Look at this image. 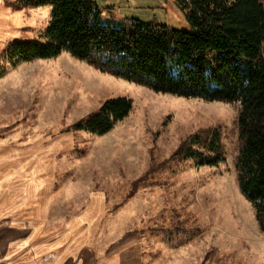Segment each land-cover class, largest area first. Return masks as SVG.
<instances>
[{
  "label": "rangeland",
  "instance_id": "rangeland-1",
  "mask_svg": "<svg viewBox=\"0 0 264 264\" xmlns=\"http://www.w3.org/2000/svg\"><path fill=\"white\" fill-rule=\"evenodd\" d=\"M16 1L0 8V148L14 150L17 166L29 174L43 167L46 183L35 193L48 194L39 205L46 211L43 236L82 214L89 219L74 233L95 248L97 264H116L115 256L108 261L104 254L127 237L140 245L143 264H264V232L239 189L235 167L239 103L156 93L68 53L9 61V44L45 41L53 9ZM135 1L112 0L108 5L115 9L103 17L190 28L174 0ZM119 97L131 99L133 109L109 133L72 129ZM214 134L221 147L217 166L178 154L191 147L215 155L208 150ZM15 193L17 208L22 196L17 188ZM35 205L17 208L31 210V217L28 211L15 217L34 222Z\"/></svg>",
  "mask_w": 264,
  "mask_h": 264
},
{
  "label": "trees",
  "instance_id": "trees-1",
  "mask_svg": "<svg viewBox=\"0 0 264 264\" xmlns=\"http://www.w3.org/2000/svg\"><path fill=\"white\" fill-rule=\"evenodd\" d=\"M19 7L52 6L45 41H15L5 58L30 62L68 53L101 72L156 93L209 102L239 103L236 158L238 185L264 232V5L262 0H174L190 28L153 20L103 17L114 6L94 0H17ZM9 4V3H8ZM133 102L105 101L78 121L75 131L103 136L126 119ZM183 148V147H182ZM205 156L191 147L180 153L201 165L217 166L221 147L214 134Z\"/></svg>",
  "mask_w": 264,
  "mask_h": 264
},
{
  "label": "crops",
  "instance_id": "crops-1",
  "mask_svg": "<svg viewBox=\"0 0 264 264\" xmlns=\"http://www.w3.org/2000/svg\"><path fill=\"white\" fill-rule=\"evenodd\" d=\"M110 1L112 0H104L100 7H109ZM133 1L132 4H136ZM3 2L6 3L7 0H0V8H4ZM118 5L123 7L121 2ZM16 162L14 150L0 148V264H97L95 248L89 242L85 243L84 237L78 238L74 233L75 228L89 217L82 214L73 216L61 231L49 237L43 236L42 216L46 211L39 205L47 201L48 194H35L46 183L42 177L43 167L39 164L29 174L26 168L17 166L19 163ZM29 175L31 179L28 181ZM16 188L21 193L22 205L31 201L38 204L32 207L34 222L30 218L31 210H26L30 219L15 217L17 212H24L23 216L26 212L24 209L17 211L22 205L15 207ZM91 212L89 210L87 213ZM51 253L56 254V258L43 262V257ZM104 255L108 261L115 256L116 264H143L141 247L131 237L115 244Z\"/></svg>",
  "mask_w": 264,
  "mask_h": 264
},
{
  "label": "built area",
  "instance_id": "built-area-1",
  "mask_svg": "<svg viewBox=\"0 0 264 264\" xmlns=\"http://www.w3.org/2000/svg\"><path fill=\"white\" fill-rule=\"evenodd\" d=\"M55 258H56V254L51 253V254H49V255L43 257L42 260H43V262H49V261H51V260H53V259H55Z\"/></svg>",
  "mask_w": 264,
  "mask_h": 264
}]
</instances>
